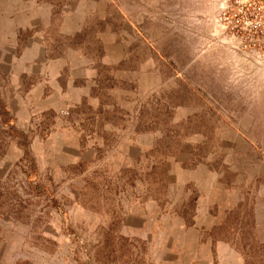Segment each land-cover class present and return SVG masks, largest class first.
<instances>
[{"label":"rangeland","instance_id":"374dc122","mask_svg":"<svg viewBox=\"0 0 264 264\" xmlns=\"http://www.w3.org/2000/svg\"><path fill=\"white\" fill-rule=\"evenodd\" d=\"M0 264H264V0H0Z\"/></svg>","mask_w":264,"mask_h":264}]
</instances>
